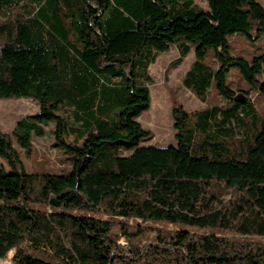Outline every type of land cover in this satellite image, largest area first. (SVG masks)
<instances>
[{"label": "trees", "instance_id": "obj_1", "mask_svg": "<svg viewBox=\"0 0 264 264\" xmlns=\"http://www.w3.org/2000/svg\"><path fill=\"white\" fill-rule=\"evenodd\" d=\"M263 31L258 0H0V99L38 105L0 129V258L13 248V264H264V242L248 238L264 235V49L244 57L231 43ZM172 46L175 63L193 52L182 84L207 104L173 105L175 143L140 145L152 136L137 119L149 66ZM50 123L71 167L28 171L21 155Z\"/></svg>", "mask_w": 264, "mask_h": 264}, {"label": "rangeland", "instance_id": "obj_2", "mask_svg": "<svg viewBox=\"0 0 264 264\" xmlns=\"http://www.w3.org/2000/svg\"><path fill=\"white\" fill-rule=\"evenodd\" d=\"M258 1L264 6V0ZM195 2L201 7H206L207 5V0H195ZM253 32L255 33V30ZM231 43L233 45L232 48H236V53L248 57L247 51L255 54L264 49V31L260 32L254 40H249L238 33L235 37L231 36ZM238 50L241 51L239 52ZM210 53L211 50L208 53V57ZM177 56L176 49L172 46L167 52L158 54L155 61L149 66V73L152 78V83L149 84L150 106L137 119L145 128L150 129L152 136L143 138L140 141V145L164 146L174 144L175 129L173 124L175 119L172 115V106L180 105L183 109L189 111L200 109L207 104V102L199 100L182 84V77L193 60V52H190L180 63L174 62ZM231 71L237 78L239 74L237 69L232 68ZM248 96L253 97V93H248ZM213 99H219V95L211 89L208 93V101L211 102ZM260 101H264L262 96H260ZM36 112H38V105L32 98L10 97L0 99V129L10 133L18 119ZM51 128L52 124L50 123L45 125V132L42 136H32V152L28 157L21 155V159L28 171L34 170L49 173L69 171L72 163L71 154L65 152L63 148L54 145ZM123 153L127 152L123 151ZM142 223L148 226L168 229H188L198 233H214L229 237L240 236L230 230L219 228H198L191 225L170 224L155 220H147ZM155 232L153 231L152 234H155ZM144 237L146 238L147 234ZM248 238L264 242V235H250ZM13 254V248L8 250L6 255L0 258V264H13Z\"/></svg>", "mask_w": 264, "mask_h": 264}]
</instances>
